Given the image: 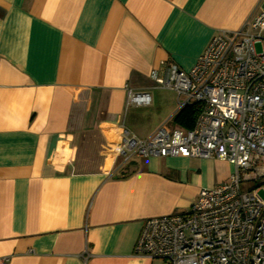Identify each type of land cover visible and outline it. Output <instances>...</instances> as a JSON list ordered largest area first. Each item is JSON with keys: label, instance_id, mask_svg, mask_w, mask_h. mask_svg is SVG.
<instances>
[{"label": "crops", "instance_id": "1", "mask_svg": "<svg viewBox=\"0 0 264 264\" xmlns=\"http://www.w3.org/2000/svg\"><path fill=\"white\" fill-rule=\"evenodd\" d=\"M263 0H0V264H151L135 254L147 219L185 213L229 181L218 159L138 157L174 118L161 63L189 71L217 32ZM151 103L127 107V91Z\"/></svg>", "mask_w": 264, "mask_h": 264}, {"label": "built area", "instance_id": "2", "mask_svg": "<svg viewBox=\"0 0 264 264\" xmlns=\"http://www.w3.org/2000/svg\"><path fill=\"white\" fill-rule=\"evenodd\" d=\"M257 45L264 47V8L239 30L217 32L191 70L162 62L152 72L158 87L177 94L179 110L199 105L191 130L162 126L148 139L122 131L125 161L184 157L234 167L188 212L144 221L135 254L151 264H264V52ZM150 103L149 93L128 89L127 107Z\"/></svg>", "mask_w": 264, "mask_h": 264}, {"label": "trees", "instance_id": "3", "mask_svg": "<svg viewBox=\"0 0 264 264\" xmlns=\"http://www.w3.org/2000/svg\"><path fill=\"white\" fill-rule=\"evenodd\" d=\"M199 112L200 107L198 104L188 105L177 113L174 122L187 130H191L195 125Z\"/></svg>", "mask_w": 264, "mask_h": 264}, {"label": "rangeland", "instance_id": "4", "mask_svg": "<svg viewBox=\"0 0 264 264\" xmlns=\"http://www.w3.org/2000/svg\"><path fill=\"white\" fill-rule=\"evenodd\" d=\"M255 48H256V51H257L258 53L264 52V47H262L261 45H257ZM253 185H254V184H249V185L246 186V187L249 188V187H252ZM259 196H260L262 199H264V191H260ZM155 264H159V262L157 261V262H155Z\"/></svg>", "mask_w": 264, "mask_h": 264}]
</instances>
